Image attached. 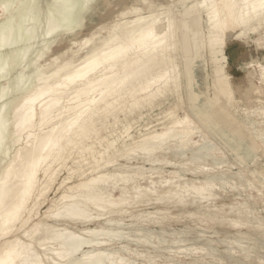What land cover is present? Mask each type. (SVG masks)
Returning <instances> with one entry per match:
<instances>
[{
  "label": "bare ground",
  "instance_id": "6f19581e",
  "mask_svg": "<svg viewBox=\"0 0 264 264\" xmlns=\"http://www.w3.org/2000/svg\"><path fill=\"white\" fill-rule=\"evenodd\" d=\"M47 2L51 6V0H47ZM37 3L34 4L37 5ZM188 3H190L189 6H187ZM110 4L118 6L116 10L109 9L107 11L110 14L114 13L113 20L99 26H91L89 35L71 42L72 45L76 46V50L73 51L69 47L73 57L75 54L84 51V55L77 62L73 60V57L59 61V58L65 55L67 51H64L66 53L61 55L58 54L60 49L54 47L51 49L49 62L35 69L37 71L36 75L34 74L36 83L34 84L31 81L30 83L33 85L28 87L27 91L25 86L28 83L24 84L26 83L24 81L27 74L22 73L24 78H20L23 81L19 82H24L22 87L19 85L20 83L18 84L17 74L14 76L9 72L11 76L13 75L12 77L9 76L14 77L15 80L17 79L18 86L25 89V92H20L22 95L19 94L20 96L12 102L10 110H6L9 117L4 113L6 115L4 118H8L4 119L7 122L4 139L5 136L9 138L12 149L15 148L14 144L19 143L21 138L25 139V143L23 147L21 145L22 148H16L11 158L0 169V264H115L112 252H106L105 245L106 240L110 238L114 240V238L117 239L123 236L118 233L119 230H114V227L107 230L103 228H84L77 232L69 227V223H82L83 225V223L98 220L99 216L102 215L99 213L101 211H106V213L118 211L121 209V205L125 203V194L130 189H135L136 197L141 195L140 192H137V186L127 188L125 183L145 177L146 173L143 171L142 165V167H137L136 170L132 171L129 170L131 169L129 165L122 164L115 166L119 170H117L118 172L110 173L100 170L106 165L114 164L117 158L129 157L131 153L141 151L147 155V160L154 162L156 159L151 160V154L156 150L165 151L170 149L171 141L178 142V145L175 144L178 147L189 144L198 145V139L194 140L192 137L198 127L192 121L193 117L192 120L189 119L190 113L187 112V116V113L183 111L184 109L182 110L184 102L199 120L200 125L210 126L215 129V132L229 136V139L249 140L252 149L258 145H255L253 137L248 132L250 130H247L246 126H243L235 117L232 108L238 105L240 100L238 98L244 93L246 78L255 74L254 67L257 69L258 79L261 82L264 81V64L256 60H247L248 50H246V47H237L239 43L244 44V39L250 37L249 33L257 31L258 26L264 24V0H94L90 11L80 17L78 26L73 29L49 35V21L47 20L46 24L48 23V25L44 33L47 38L43 33L41 35L47 39L45 40V49L49 50L60 35L73 34L82 30L86 26L87 19L96 14V10ZM179 5L182 6V8L180 7L181 10H178L177 13L173 12V8ZM25 6L23 4L22 8H27ZM32 6H30V12H32V15H37L35 10L31 11ZM34 7L35 5L32 9ZM23 11L25 10H21V12ZM36 11H38V7ZM21 12L20 14H22ZM29 13H26V16L29 17L27 15ZM13 14L16 15L17 13ZM15 15L13 16L17 17ZM32 15L30 13V16ZM40 17L42 15L39 16V20ZM17 19L19 18L17 17ZM26 19L27 17L25 21L23 20L25 25L29 23V21L26 23ZM46 19H49V16ZM5 21L7 23V20ZM5 21L0 22V34L10 42L5 44L4 47H0L1 53L6 46L8 49L11 46L13 47L12 36L15 37L19 33H15L10 26L11 23L9 22L10 27H8ZM12 21L14 23L16 19ZM18 21L16 22L18 23ZM16 22L15 24H17ZM24 24L23 29L25 28ZM38 24L36 23V25ZM39 25L41 26V23ZM39 28L41 29V27ZM23 31H21V34L25 33V37L26 32L28 35L31 33V29ZM42 32L44 31L42 30ZM20 36L18 35L17 38ZM35 37L37 36L35 35ZM29 40L32 42L34 39L27 40L26 38V41ZM259 40L260 37L252 41L256 43V50L261 49L263 46V43ZM231 44L233 46L235 44V52L232 57L236 59L238 56H242L246 61L245 68H247V71L245 73L235 71V68H232L225 56V47ZM14 45V47H18L16 46L17 42ZM40 45L42 46V43ZM32 46L34 48V45ZM32 46H28V48L30 49ZM12 47L10 49H13ZM24 47L26 50L28 49L25 45ZM10 49L11 52L6 53L9 56L8 58L5 57L4 52L3 56L0 54L2 60H8L6 61L7 65L9 60L11 62L10 57L13 61L14 54L18 53L17 58L15 57L18 60L22 57L19 54H25L17 52V48L14 49V52L17 49V53L13 54V50ZM23 49L20 51L23 52ZM32 49L30 50H37V48ZM29 52H26V54ZM33 52H35L33 56L35 55V58H37L36 51ZM31 55L29 53V56ZM42 55H45V53L40 51L38 58ZM1 58L0 61H2ZM25 58H28V56ZM18 60H15L14 63L17 61V64ZM22 60L21 58V63ZM197 61H201L205 72L207 71L205 78L211 79V82L206 85L207 92L205 101L202 104L197 102L200 93L195 92L193 88L197 84L195 76ZM2 62H0V69H2L0 78L6 73L8 79L7 71L10 69V65L7 66L6 62ZM34 62L35 60H33V64ZM180 63L182 69L179 67ZM14 66L18 67L19 65ZM6 67H9V69L6 70ZM24 68L26 69V67ZM14 71L11 72L14 73ZM32 72H29L30 75H32ZM18 76H21L20 73ZM28 77L32 78L29 74ZM5 78L6 75L1 79ZM10 80L12 81V79ZM6 82L11 83L10 81ZM182 85L186 90V101L181 96ZM16 87L13 86V88ZM22 88L16 89L17 92ZM252 88L251 85L250 89ZM257 88L259 91L261 90L259 87ZM8 91L10 92V89ZM7 94V97L9 95V97H12L11 94L15 95L16 93ZM170 95L174 96L175 100L173 99L174 102L167 111L166 109L163 111L164 120L158 123L161 125V127H158L159 129L150 126L143 130L145 132L133 136L128 132L130 126L124 125V131L119 135L115 134L114 137L111 136L112 132L110 131L105 136L100 134L107 118H112L114 124L118 121L119 113L126 116L127 113H132L135 109L162 104V99L167 102ZM261 96L263 97V95ZM3 102L6 105V99H3ZM246 104L248 103L246 102ZM177 109L182 110H180V115L177 114ZM200 125L199 127L202 128ZM62 126L65 127L61 129ZM57 130H59L58 136L56 140L52 141L56 137ZM204 131L206 132V129ZM91 137H94L95 142L91 141L89 143L86 141ZM119 140L121 143L117 145L116 142ZM5 141L7 143L8 140L5 139ZM5 141H3L4 144H6ZM209 142L208 140V144ZM95 143L99 146L103 145V149L96 150ZM7 146H4L5 149L3 150H1V146L0 151L6 150L7 152L9 150ZM198 149L200 151L201 147ZM257 150L259 149L257 148ZM0 153L2 157V152ZM73 154H76L82 160L74 162L77 163L75 169L68 168L70 170L69 174L60 181L57 188H62L61 194L50 199L49 205L41 214V218L36 222H32V218L37 214L40 206L47 201V194L55 184L58 175H60V169L66 166V160ZM3 158L2 160H4ZM88 158L91 159L86 160ZM4 161H1L2 164ZM83 162L84 164H82ZM157 169L159 168H150V171L153 172ZM74 172H77L79 177H84L74 184L72 182L71 185H67L70 175ZM87 173H89V176H87ZM261 173L264 174V172ZM22 177H25V181L24 185L23 183L20 184L23 185L22 193L20 192L21 196L18 201L12 202L13 204L11 203L12 205L9 206L8 202L16 195L18 180ZM168 181L170 182V180ZM162 182L167 183V179L162 180ZM205 187L204 184H200L189 188H193L192 191L201 192V190L207 189ZM114 189L119 190L117 197L112 193ZM150 191V188L146 189V192ZM203 191L201 193L208 192V190H206L207 192ZM176 198L179 197L176 196ZM93 209L96 210L97 215L92 216L90 214V210ZM105 220L104 224L107 223L110 226L116 223L111 218ZM236 224L233 226H236ZM122 232L124 231L122 230ZM125 233L128 232L125 231ZM134 233L138 234L139 231ZM100 236L104 238L106 236L108 239L102 240ZM238 241H241V239ZM238 243L236 245L235 241L236 246L239 245ZM247 246L246 244L245 248ZM85 247L88 249H83ZM227 247H229V244ZM240 248L242 249V246ZM227 250H230V248H227ZM204 252L206 251L204 250ZM243 253L245 254V251ZM118 261L121 263L122 260Z\"/></svg>",
  "mask_w": 264,
  "mask_h": 264
},
{
  "label": "rangeland",
  "instance_id": "374dc122",
  "mask_svg": "<svg viewBox=\"0 0 264 264\" xmlns=\"http://www.w3.org/2000/svg\"><path fill=\"white\" fill-rule=\"evenodd\" d=\"M11 1H12V6L8 11L9 13L0 15V22L2 23V21L4 22L5 20H7V23L6 21L5 23L8 24L7 25L8 27L11 26L12 29L15 31V33L19 32L21 34L22 33L21 31L23 30L27 31V29H31L32 34L30 33L28 35L26 32V38L27 40L28 39H34V40H32V42H30V40L26 41V38L24 39V41L19 40V38L22 35L25 36V33L21 34V36L18 33L15 37L17 38L19 35L20 37L17 38V40H19V42L23 41L22 43L20 42L19 44L17 42L16 46L20 48L18 49V47H14L15 46L14 44L16 43H13V47L11 46L13 49H10L11 47H9L10 50H13V54L17 52L25 53L24 55L19 54L20 56L22 55L21 57L23 59L22 63H21V58H19V60L16 59L17 58L16 56L18 53L14 54L16 58L13 57L14 58L13 61H12V58L10 57L11 62L10 60L9 62L11 64L8 62V65H7L6 61L8 60L6 61L2 60L1 56H3V52L5 53L4 55L6 58L9 57L6 53L9 54L11 52L9 51L7 46L5 49L4 48L2 49V51L4 50L2 53L0 52V54H2L0 58L2 61L6 62L7 66L10 65L9 66L10 69L9 67H6V70L7 68L9 70L13 68V69H16L15 70L16 72H18L16 73L12 69L11 71L12 72L14 71V73H12L11 71L8 70L7 71L8 76L10 75V73L13 74L14 76H16L15 74H17L16 77L18 79V84L20 83L19 84L20 86L23 87L24 84L26 85L27 83L31 85L29 86L27 84V86H25L27 87L26 91L28 90V87H32L33 84L30 83L31 81L34 82V84L36 83L35 75L37 71L35 69L49 62L50 54L52 52L51 49H53L54 47L59 48L60 51L58 54H61V55L63 53L64 54L66 53L64 51H67L65 55H62L63 57L61 56V58H59V61L60 60L62 61L64 59L66 60L70 57H73L69 47H71L73 51V50H76V46L72 45L71 42L73 40H79L81 37L85 35H89L91 32V30H89L91 29V26H99L102 24L109 23L111 20L114 19L115 15L114 13L110 14L107 11H109V9L116 10V8H118V6H114L112 4L99 8L98 10H96L97 12L95 15H92L89 19H87L86 26L82 30L76 31L73 34L66 33V34L60 35L57 38V40L52 44V46L49 48V50H46L45 40H47L46 39L47 36H45L44 33L49 23L48 22L49 19H46V18H48L49 16L48 14L49 11H52L51 6L48 4L47 0H37V2L39 1V3L35 2L37 3V5L34 3H31L32 2L31 0H26V1L25 0H20V1L11 0ZM13 2L15 5L13 4ZM25 2L27 3V5ZM23 4L24 6L26 5L27 8L25 9L24 7L22 8ZM29 4L30 6L35 5L34 9H32L33 8L32 6L31 11L35 10L38 16L34 14L35 13L34 11H33L34 12L33 14L35 16L32 15V12H30ZM45 5L48 7V10H49L48 12H47V7ZM189 5L190 3H188L187 6ZM17 6H18V9H17ZM28 6H29V9H28ZM37 7H38V11L40 10L41 12L36 11ZM180 7L182 8L181 5L174 7L173 12L177 13L178 10H181ZM21 10H25V11L21 12ZM20 12L23 14L24 17L22 16V14H20ZM29 12L31 13L33 18L32 16H30ZM13 13H17V14L15 15ZM26 13H29L27 14L29 15V17L26 16ZM13 15L17 16L20 20L17 19V17H14ZM19 15L21 16L19 17ZM41 15L42 17H40V20H39V16ZM43 15H45L46 18L43 17ZM26 17L28 19V20L26 19V23H28L27 21H29V23L25 25L23 20L25 21ZM9 18L11 21L9 20ZM15 19L16 21L19 20L18 23L16 21H14L13 23L12 20H15ZM45 19L46 21H44ZM9 22L11 23L10 26H9ZM15 22L17 24H15ZM46 22L48 23L46 24ZM36 23H39V24L41 23V26L39 24L36 25ZM23 24L25 25L24 29H23ZM17 25L18 26L20 25L19 26L20 31ZM31 25L32 26L34 25V26L32 27ZM259 26H258L257 31L251 32L248 35L253 39L260 37L259 41L263 43V46L261 49L259 50L255 49L256 43L252 42L253 39H251L250 37L246 40L244 39V44L239 43L237 47H246V50H248L247 60H256L259 63L264 64V24H260ZM39 27H41V29ZM34 30L35 31L37 30V31L35 32ZM42 30L44 32H42ZM42 33L46 38L44 36H41ZM35 35L37 37H35ZM15 37L12 36V40H16ZM33 41H35L34 44H32ZM28 42L34 45V48H37V50L39 49V51L35 50L32 45H29L30 43ZM245 42H247L248 44ZM35 43H36V46L38 43L39 45L36 47ZM41 43H42V46L40 45ZM23 44L27 48L28 46H32L30 49L33 48L34 50L33 49L32 50L36 51L37 58H35V55L33 56V53L35 52L31 51L29 48L26 50ZM15 48L18 49V50L16 49L17 52L16 50L14 52ZM21 48L24 50L23 52L20 51L22 50ZM225 49H226L224 50L225 56L227 57V60L229 64L232 66V68L233 69L235 68L234 70H237L238 72L245 73L247 71V68H245L246 61L244 60V58H242V56H238L236 59L232 57V55L235 52V44L234 46L233 44L229 46L227 45ZM25 51L26 52L30 51L29 53L30 55L31 54L32 55L29 56V53L26 54ZM40 51L44 52L45 55H42L43 57L41 56L40 58H38ZM83 55H84V51H81L79 54L77 55L75 54V56L73 57V60L77 62L79 58H81ZM26 56H28V58H25ZM5 57H3V59H5ZM15 60H18V63L20 64L18 63L16 64L17 61L14 63ZM33 60H35L34 64H33ZM29 61H31L32 64ZM29 63L30 65H32L31 67ZM14 65H19V66L16 67ZM23 66L26 67V69ZM179 67L182 69L181 63ZM254 69H255V72H254L255 74L252 75L251 77H247L248 79L246 78V88L244 90V93H242L240 97L238 98V100L240 99L238 105L232 108V111L235 117L238 119V121L242 123L243 126H246L247 130H250L248 132L253 137L255 145L258 144L257 146L254 147V149L250 148L249 140L229 139L230 138L229 136L223 135L222 133L215 132V129H213L210 126H206L205 124L200 125L199 120L193 115V113L190 111V109L184 102L182 106V110L184 109L183 111H185V113L187 112L190 113L189 119L192 120V117H193L194 119L192 121L195 123V126L198 127V129L192 136L194 140L198 139V145L189 144L184 147H178L175 145V144L178 145V142L171 141L170 149H167L165 151L156 150L155 152L151 154L150 159L151 160L156 159L154 162L147 160L146 154L142 153L141 151H136V152L131 153L129 157H125V158L119 157L120 159L117 158V161L114 164H110V166L106 165L105 167L101 168L100 170L102 172L113 173V172L119 171L117 167H115V166H118V164L129 165L131 167V169L129 170L131 171L136 170L137 167L143 166V171L146 173L144 177L145 179L139 178L135 181H130L128 183H125L127 188L137 186L138 187L137 192H140L141 195H138L136 197L135 189H130L125 194V198H126L125 203L121 205L120 207L121 209H119L118 211L111 212V213H106V211H101L99 213H101L102 215L99 216L98 220L89 221V222L83 223V225L82 223H77V224L69 223V227H71L72 230L77 231V232H79V230L81 231L84 228H96V229L103 228L104 230H107L109 228L114 227L113 228L114 230L116 231L119 230L118 233L123 236L117 239L114 238V240L112 238L108 239L106 238V236L105 238L100 236L102 237V240L108 239L106 240V245H105L106 250L105 251L108 253L112 252L111 254L113 255V259L115 258L114 260L115 264H148L149 262H150L149 264H264V245H263L264 244V174L261 173V172H264V103H263L264 102L263 101L264 100L263 98L264 97V94H263L264 84H262L264 83V81L261 82V80L258 79V72H257L256 67H254ZM34 70H35V73H34ZM29 72L30 73L32 72V75L34 74L35 75L32 77V75H30ZM19 73L21 76H18ZM22 73L27 74V78L25 75L26 80L24 79L25 80L24 82L26 83L19 82L22 80V79L20 80V78H24L23 77L24 75ZM205 73H207V71L205 72L202 62L197 61V64L195 67V76L197 79V84L193 88L195 92L200 93V97L197 100L199 104H202L205 101V95L207 92L206 85L211 82V79L205 78L207 75ZM28 74L32 78L28 77ZM4 75H6V78L1 79L2 77L4 78ZM4 75L0 78V89H7V93L11 94L12 92L13 93L15 92L16 94L15 95L11 94L12 97H9L10 95L7 97L8 94L6 93L7 95H5L4 99H6V102L7 103L9 102V103L8 104L6 103L5 105L4 104L5 100L4 102L3 100L1 101L3 103L0 102V105H1L0 110H2L0 111V115H3V118L6 116L4 115V113H6L9 117V113L6 110H10V106L12 102L16 98H18V96L22 95L20 92L22 93L25 92L24 91L25 89L18 86L17 79L15 80L14 77L11 78L13 75L12 76L10 75L11 77L9 76V78L12 79V81L9 78L7 79L6 73H4ZM5 80L10 81L11 83L9 84V82H6ZM13 81H14V84L16 83L15 85L13 84ZM22 83L24 84L22 85ZM251 85L253 86L252 89H250ZM10 86L12 88L13 86H15L16 88L12 89ZM257 87H259V89H261L260 91L262 92H260ZM8 88L10 89V92L12 91L11 93L8 91L9 90ZM20 88H22L21 89L22 91L20 90L17 92V90H19ZM14 89L15 90L17 89V90L15 91ZM256 93L261 98H258L259 96ZM261 95H263V97ZM181 96L183 97V100L186 101V90L183 85L181 88ZM173 99L175 100V97L174 96L172 97L170 95L167 102L166 100L162 99L163 100L162 104H159V105L155 104L153 107H149V108L148 106H146V107H143L144 109L138 108V109H135L132 113H127L126 116H124L123 113H119L118 121H116L114 124H113L112 118H107L105 121L106 124L102 126L100 130V134L102 136H105L108 134V131H110L112 132L111 136L114 137L115 134L119 135V133H122L124 131L123 130L124 125L130 126L128 129V132L133 136H138L140 133L145 132L143 130L147 129L150 126H153L154 129H159L158 127L159 126L161 127V125H159L158 123L164 120L163 119L164 115H162L164 114L163 111H165V109L166 111L168 110V108L174 102ZM250 100L252 101L250 102ZM246 102L249 104L248 107H247L248 104H246ZM180 110L181 109H177L178 115L181 114L180 112L182 110L181 111ZM188 113H187V116H188ZM4 119H8V118L6 117ZM199 125L202 128H200ZM64 127L65 126H62L61 129H63ZM203 128L206 129V132L204 131L205 129ZM56 132H55L56 137L54 136L55 138H53L52 141L56 140L59 130H57ZM203 135H204V138H203ZM5 139L8 140L7 143ZM5 139H3V141H5L6 144H4V142L0 144L2 146L1 150L5 149L7 144H9L7 146V148L9 147L8 148L9 150H7V152L6 150L0 151L2 152V155H3L2 157L0 156L1 161L5 160L3 164L0 161L1 163L0 169L3 167V165H5V162H7L11 158V155H13L16 148H22L25 143V139L21 138L19 143L17 142L16 144H14L15 148L12 149L10 145L11 142H9V138L5 136ZM208 140L211 142V144L210 142L208 144ZM86 141L90 143L91 141H94V137L88 138L86 139ZM120 143H121L120 140L116 142L117 145H119ZM212 145L214 146V148ZM95 147H96V150L103 149V145L99 146L97 143H95ZM199 147H201L200 151L198 149ZM257 148L259 150H257ZM4 152H6L5 153L6 155L4 154ZM7 154H8V158H7ZM85 157H88V156H85ZM2 158L4 160H2ZM89 159L91 158H88L86 160H89ZM77 160L81 161L82 159H79V156H77L76 154H73L72 156H70V158L66 160L67 162L65 163V165L67 166V168L66 166L65 167L63 166L60 169V172H59L60 175H58L55 184L51 187L50 191L47 194V201H45V203L42 204L43 206L42 205L40 206L37 212L38 215L36 214L33 217L34 219L32 218V222L33 221L36 222L38 219L41 218V214L43 210H45L47 206L49 205L50 199L57 197L58 194H61L62 188L57 189L59 186V183L65 176L69 174L70 172V170L68 169L69 167H72L73 169H75V166L77 163H74V162ZM82 164H84V162ZM203 167H205L206 169H204ZM150 168H159L160 170L157 169L152 172L150 171ZM87 176H89V173H87ZM83 177L81 176L79 177L78 173L74 172L73 174L70 175L67 185H71L72 182H73L72 184H74ZM166 179H167V183H163V182L161 183L162 180L164 181ZM172 179L174 180L172 181ZM168 180H170V182ZM24 181H25V177H22V179L20 178L18 180L19 184L18 183L17 184L20 185L21 183H23L24 185ZM200 184H204L206 186L205 188L207 189H203V190H205V192H207L206 190H208L207 193H210V194L207 195V193H201V192H204L203 190H201V192L198 191L199 193L194 190L195 191L194 193V191H192L193 188L192 189L189 188L192 186H198ZM18 185H17L18 189L16 187V191H17L15 192L16 195L12 199H10L11 201L9 200L8 202L9 206H11L15 201H18L21 196L23 185L22 186L21 185L18 186ZM147 188H150L151 191L146 192ZM210 188L212 189L210 190ZM112 193L114 194L115 197H117L119 190L114 189ZM176 196L179 198H176ZM204 197L205 199H203ZM16 198L18 199L16 200ZM90 214L92 216L97 215V212L95 209H93V210H90ZM107 218H111L115 220L116 223H113L111 226L107 223L104 224L106 221L105 219ZM117 223L118 225L120 224L121 225L118 226ZM129 223L131 226L129 225ZM235 223H237L238 225L236 224V226H233ZM122 230L124 232H122ZM125 231H127L128 233H125ZM138 231H139L138 234L134 233ZM129 233L131 234L129 235ZM83 236L87 237L86 235H83ZM246 236H248L249 238H247ZM237 237L240 238L241 241H238L240 239H238ZM138 238L140 239L139 241H138ZM232 239L234 240V242ZM177 240L179 241V243L177 242ZM145 241H147V243H145ZM235 241H236V245H237V242H239L238 246L235 245ZM227 243L229 244V247H227L228 246ZM240 243H242L243 245ZM246 244L248 245L247 248H245ZM241 246H242V249L240 248ZM227 248H230V250H227ZM243 248H245V250H243ZM83 249H88V248L85 247ZM246 249H249V250H246ZM204 250L206 252H204ZM242 251L243 252L245 251V254ZM247 251L248 252L250 251L251 254L250 252L248 253ZM118 260H122L121 263Z\"/></svg>",
  "mask_w": 264,
  "mask_h": 264
},
{
  "label": "clouds",
  "instance_id": "9594fccd",
  "mask_svg": "<svg viewBox=\"0 0 264 264\" xmlns=\"http://www.w3.org/2000/svg\"><path fill=\"white\" fill-rule=\"evenodd\" d=\"M33 3L36 0H32ZM94 0H51V9L49 12V35L56 32L67 31L78 26L80 17L87 14L90 11ZM12 3L11 0H0V15H3L9 11ZM26 37L21 36L20 40H24ZM10 41L0 34V47H4L5 44ZM12 43L19 41L12 40ZM2 71V69H0ZM7 89H0V101L5 98ZM2 111V110H0ZM7 130V122L3 116L0 115V144L3 143L4 133Z\"/></svg>",
  "mask_w": 264,
  "mask_h": 264
},
{
  "label": "water",
  "instance_id": "95a60500",
  "mask_svg": "<svg viewBox=\"0 0 264 264\" xmlns=\"http://www.w3.org/2000/svg\"><path fill=\"white\" fill-rule=\"evenodd\" d=\"M235 71H237V70H235Z\"/></svg>",
  "mask_w": 264,
  "mask_h": 264
}]
</instances>
